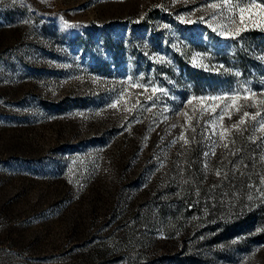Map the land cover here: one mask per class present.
<instances>
[{
	"label": "rangeland",
	"instance_id": "1",
	"mask_svg": "<svg viewBox=\"0 0 264 264\" xmlns=\"http://www.w3.org/2000/svg\"><path fill=\"white\" fill-rule=\"evenodd\" d=\"M262 125L264 0H0V264H264Z\"/></svg>",
	"mask_w": 264,
	"mask_h": 264
},
{
	"label": "trees",
	"instance_id": "2",
	"mask_svg": "<svg viewBox=\"0 0 264 264\" xmlns=\"http://www.w3.org/2000/svg\"><path fill=\"white\" fill-rule=\"evenodd\" d=\"M236 184L237 181L232 176H228L214 190L202 191L204 214L210 219L218 220V224L227 232L237 224L236 222L247 216V211L243 207V198L235 196Z\"/></svg>",
	"mask_w": 264,
	"mask_h": 264
},
{
	"label": "snow or ice",
	"instance_id": "3",
	"mask_svg": "<svg viewBox=\"0 0 264 264\" xmlns=\"http://www.w3.org/2000/svg\"><path fill=\"white\" fill-rule=\"evenodd\" d=\"M214 6H215V5H214ZM153 91H155V89H153ZM248 115H249V114H248L247 112L244 113V117H245V118L248 117ZM243 122H244V121H243V119H242V120H241V123H243ZM234 127H235V126H234ZM262 127H264V125H262ZM216 174H217V175H220L219 172H217Z\"/></svg>",
	"mask_w": 264,
	"mask_h": 264
}]
</instances>
